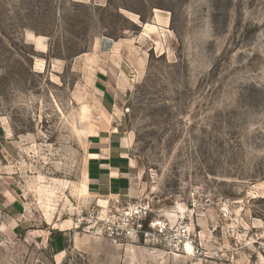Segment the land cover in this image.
<instances>
[{
	"label": "rangeland",
	"instance_id": "rangeland-1",
	"mask_svg": "<svg viewBox=\"0 0 264 264\" xmlns=\"http://www.w3.org/2000/svg\"><path fill=\"white\" fill-rule=\"evenodd\" d=\"M110 61L135 178L93 199L84 139L107 128L94 78ZM0 132L38 221L107 242V206L146 204L190 229L192 260L264 264V0H0Z\"/></svg>",
	"mask_w": 264,
	"mask_h": 264
},
{
	"label": "crops",
	"instance_id": "crops-1",
	"mask_svg": "<svg viewBox=\"0 0 264 264\" xmlns=\"http://www.w3.org/2000/svg\"><path fill=\"white\" fill-rule=\"evenodd\" d=\"M95 70L94 84L106 118L100 124L107 128L100 127L84 139L87 189L93 199L125 198L131 193L136 169L124 111L129 90L119 78L116 61ZM9 144L0 132V264H15V260L17 264H69L73 254L85 256V264H100V257L107 264H129L130 257L132 264H219L196 262L187 253L153 252L155 247L147 249L146 244H136L129 255L126 244L80 236L74 228L60 230L38 221L30 215L24 190L17 185Z\"/></svg>",
	"mask_w": 264,
	"mask_h": 264
},
{
	"label": "built area",
	"instance_id": "built-area-1",
	"mask_svg": "<svg viewBox=\"0 0 264 264\" xmlns=\"http://www.w3.org/2000/svg\"><path fill=\"white\" fill-rule=\"evenodd\" d=\"M107 207L108 208L105 209L106 214H102L100 218L98 217L97 221L100 224L102 223L101 225L103 226L101 230L103 234L107 236V239L112 243H143L151 244L156 247L166 241L169 251H177L178 253L179 251L182 252V244H184L187 240L192 245L194 244L184 223L166 229L167 226H165L164 221L155 220L148 210V207L146 208V204H126L124 207L121 206L117 200H114V205ZM158 222H162L163 225H158ZM247 234L248 233H245L244 237H246ZM237 239L234 238L233 240L235 245L240 242V236ZM248 243L255 245L257 243L256 238L250 236ZM227 250L229 249H226L225 251ZM198 256H202V259H206L205 254H198ZM228 256L229 258L224 257L222 259L226 262H231L234 256ZM213 257L220 260V257L223 256L218 253H214Z\"/></svg>",
	"mask_w": 264,
	"mask_h": 264
},
{
	"label": "bare ground",
	"instance_id": "bare-ground-1",
	"mask_svg": "<svg viewBox=\"0 0 264 264\" xmlns=\"http://www.w3.org/2000/svg\"><path fill=\"white\" fill-rule=\"evenodd\" d=\"M145 26H148V24H146ZM6 129V128H5ZM7 130V129H6ZM7 132V131H6ZM48 208V207H47ZM46 211H48V210H46ZM105 211V210H104ZM160 225V224H159ZM188 229V228H187ZM188 232L190 233V229H188ZM183 246H182V252H181V254L183 255V256H188V255H191V256H188V257H192V254L194 255V253H193V251H194V247H193V245L187 240L184 244H182ZM186 253L188 254V255H186ZM168 254H170V255H177V256H179V253L177 252V251H174L173 253H171V252H168Z\"/></svg>",
	"mask_w": 264,
	"mask_h": 264
}]
</instances>
